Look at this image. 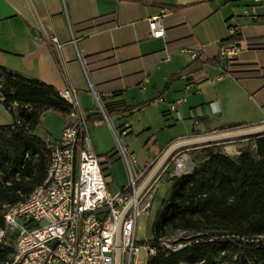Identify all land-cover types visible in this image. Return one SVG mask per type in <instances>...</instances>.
Listing matches in <instances>:
<instances>
[{
    "label": "crops",
    "instance_id": "crops-1",
    "mask_svg": "<svg viewBox=\"0 0 264 264\" xmlns=\"http://www.w3.org/2000/svg\"><path fill=\"white\" fill-rule=\"evenodd\" d=\"M250 4L0 0V68L58 92L76 91L91 151L105 165L107 184H116L115 194L129 184L121 150L133 157L131 170L143 176L177 142L232 131L226 129L229 125H264V0L256 8V21L244 14ZM161 10L167 13L165 33L154 39L148 20ZM229 25L238 26L237 37L246 45L234 63L218 58ZM46 37L56 38L61 47L53 49ZM183 49L200 51L201 56L191 60L179 53ZM63 118L58 137L41 134L38 128L34 135L42 141L59 139L71 122L69 116ZM12 122L0 104V127ZM222 149L234 156L244 146L229 143ZM164 184L167 195V168L150 184L152 202Z\"/></svg>",
    "mask_w": 264,
    "mask_h": 264
},
{
    "label": "trees",
    "instance_id": "trees-1",
    "mask_svg": "<svg viewBox=\"0 0 264 264\" xmlns=\"http://www.w3.org/2000/svg\"><path fill=\"white\" fill-rule=\"evenodd\" d=\"M0 104L13 119L0 127L3 227V207L22 201L45 179L49 151L34 135L42 116L68 117L70 107L52 86L2 68ZM243 139L253 140V148L228 156L203 147L205 154L193 160L188 173L169 179L151 226L153 253L145 264H264V133ZM169 234L180 236L165 245Z\"/></svg>",
    "mask_w": 264,
    "mask_h": 264
},
{
    "label": "built area",
    "instance_id": "built-area-1",
    "mask_svg": "<svg viewBox=\"0 0 264 264\" xmlns=\"http://www.w3.org/2000/svg\"><path fill=\"white\" fill-rule=\"evenodd\" d=\"M251 2L244 14L256 21L260 0ZM165 10L148 20L149 35L164 37ZM238 26L227 27V40L221 45L218 58L234 63L246 49L238 36ZM53 49L61 45L54 37H46ZM75 43V40H72ZM191 60L199 59L200 51L180 50ZM193 80L187 82L189 89ZM70 107L71 122L65 125L57 140L44 139L49 161L43 183L26 198L3 207V227H0V264H115L116 232L121 213L133 200L119 230V264H132L140 249L147 256L153 251L148 245H138L135 239L137 220L148 213L154 187L135 199V182L142 176L132 173L133 157H121L127 167L129 184L117 193L107 190V182L99 159L92 153L86 135V119L80 109L76 91L58 92ZM190 162L185 156L172 158L168 177L185 174ZM166 169V168H165ZM20 222H17V221Z\"/></svg>",
    "mask_w": 264,
    "mask_h": 264
},
{
    "label": "rangeland",
    "instance_id": "rangeland-1",
    "mask_svg": "<svg viewBox=\"0 0 264 264\" xmlns=\"http://www.w3.org/2000/svg\"><path fill=\"white\" fill-rule=\"evenodd\" d=\"M64 118L61 117L60 115L54 114V113H46L45 116H43L41 118V123L38 127L39 132L41 134H47L50 133L52 136L54 137H58V131L61 129L62 123H63ZM246 129V128H244ZM237 130H241V129H235L232 131H237ZM230 132V131H228ZM243 139H233V140H229V141H224L218 144V146H216V144H210L209 147H211L210 149L212 150H219L221 152H225L222 148L228 146L229 143H239L241 145L244 146V148H246L247 146H250L251 142H253L252 140L250 141H242ZM203 147H207V146H196L193 148H186V149H180L177 152H175V154H179L180 156H182L181 152H184V155L188 161L190 162L189 167H192L193 164V160H199L204 154L205 152H202V148ZM174 154V155H175ZM173 155L172 158H174L175 156ZM179 157V156H176ZM172 158L170 159V161L168 162V164L166 165L165 168H169V165L172 161ZM192 164V165H191ZM101 166V170L103 171L105 168ZM133 166V165H132ZM152 168H150L137 182H135V185L137 187L140 186V184L142 183V181L144 180V178L148 175V173L151 171ZM132 173L136 175V171H134V169L132 168ZM166 179V178H165ZM161 181L158 180L156 183L159 184ZM148 189V187H147ZM168 189V185L164 184L163 187H161L157 194L154 196V200L151 204V207L148 211L147 214L142 215L138 218L137 220V229H136V233H135V239L138 242V245H149L150 241H151V226L152 223L154 221L156 212L158 211V209L161 206L162 200L165 198L166 193L165 191ZM107 190L109 193H114L117 190L116 184L113 182H109L107 184ZM164 191V193H163ZM167 192V191H166ZM17 222H20L19 220ZM179 234H169L167 236L166 239H164V244L167 245L168 241H173L175 238L179 237ZM148 256L146 255V253L144 252V250L140 249L139 252L135 255L134 259L132 260V264H145L146 260H147Z\"/></svg>",
    "mask_w": 264,
    "mask_h": 264
},
{
    "label": "water",
    "instance_id": "water-1",
    "mask_svg": "<svg viewBox=\"0 0 264 264\" xmlns=\"http://www.w3.org/2000/svg\"><path fill=\"white\" fill-rule=\"evenodd\" d=\"M264 133V125L248 128V129H241L237 131H230V132H224L220 134L215 135H209L205 137L195 138V139H189L185 141L177 142L173 145H171L164 154L160 157V159L157 161V163L154 165V167L151 169V171L148 173V175L144 178L140 186L137 188L134 198L137 199L139 196L145 191V189L151 184V182L154 180V178L158 175V173L166 167L170 159L173 157L175 152H177L180 149H186V148H193L196 146H209L210 144H219L224 141H229L233 139H243L246 137L256 136ZM133 205V200H131L128 205L125 207L123 212L121 213L118 225H117V232H116V251H115V264H119V230L120 225L123 220V217L125 216L126 212L129 210V208Z\"/></svg>",
    "mask_w": 264,
    "mask_h": 264
}]
</instances>
